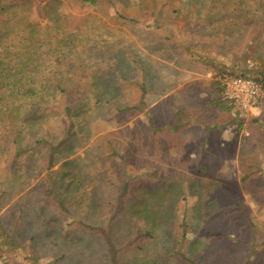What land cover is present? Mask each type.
<instances>
[{"label":"rangeland","instance_id":"rangeland-1","mask_svg":"<svg viewBox=\"0 0 264 264\" xmlns=\"http://www.w3.org/2000/svg\"><path fill=\"white\" fill-rule=\"evenodd\" d=\"M18 1L40 29L30 72L52 76L45 37L65 36L91 112L54 151L18 153L0 123L6 264H264V89L242 116L213 83L264 75V0Z\"/></svg>","mask_w":264,"mask_h":264},{"label":"trees","instance_id":"trees-1","mask_svg":"<svg viewBox=\"0 0 264 264\" xmlns=\"http://www.w3.org/2000/svg\"><path fill=\"white\" fill-rule=\"evenodd\" d=\"M81 1L97 4L99 0ZM21 5L22 2L18 0H5L0 4V123L9 130L8 133L14 134L12 145L18 153L27 149L26 142L31 139L54 151V140L60 138V146L66 143L74 135L72 127L76 119L81 114H90L91 108H83L87 103L82 100H88L90 91L79 92L77 85L72 86L73 76L64 79L62 68L65 36L60 38L58 33L45 37V42L50 41V52L47 54L51 56L46 69H53L50 70L52 76L49 81L39 79L41 73L30 72L34 69L32 65L36 63L33 57L37 52L39 54L35 44L41 41V36L38 24L28 20L21 21L17 16V9ZM62 19L63 15L59 11L50 17V21L55 23ZM58 28L61 29L62 26L58 25ZM254 78L259 80L263 90L264 75ZM77 95H80L79 99H76ZM97 101L101 102V98ZM225 103L222 102V106L225 107ZM229 107L233 108V105ZM64 118L66 122L71 120L65 130L66 136L56 137L55 125L63 122Z\"/></svg>","mask_w":264,"mask_h":264},{"label":"built area","instance_id":"built-area-1","mask_svg":"<svg viewBox=\"0 0 264 264\" xmlns=\"http://www.w3.org/2000/svg\"><path fill=\"white\" fill-rule=\"evenodd\" d=\"M218 85L223 100L230 102L242 116L258 111L261 97V84L258 79L238 73H220ZM0 264H6L0 255Z\"/></svg>","mask_w":264,"mask_h":264},{"label":"crops","instance_id":"crops-1","mask_svg":"<svg viewBox=\"0 0 264 264\" xmlns=\"http://www.w3.org/2000/svg\"><path fill=\"white\" fill-rule=\"evenodd\" d=\"M218 78H216L215 76H214V78H213V83L215 84V87H216V89H217V91L219 90V92H220V95H222L221 94V91H220V88H219V85H218V80H217ZM217 83V84H216ZM260 100H261V98H260ZM226 103L228 104V102L226 101ZM225 103V104H226ZM261 104V103H260ZM221 106H222V104H220ZM228 105H230V104H228ZM224 107V106H223ZM230 108V107H229ZM232 109V108H231Z\"/></svg>","mask_w":264,"mask_h":264}]
</instances>
